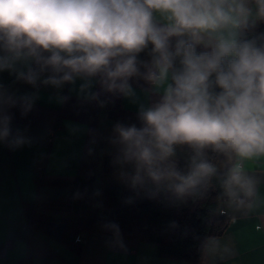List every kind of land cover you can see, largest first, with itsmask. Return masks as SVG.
I'll return each instance as SVG.
<instances>
[{
	"label": "clouds",
	"instance_id": "1",
	"mask_svg": "<svg viewBox=\"0 0 264 264\" xmlns=\"http://www.w3.org/2000/svg\"><path fill=\"white\" fill-rule=\"evenodd\" d=\"M261 25L264 0H0V73L36 89L0 84V144H31L12 109L27 115L41 86L61 102L65 85L101 106L122 96L137 122L115 124L108 142L137 196L183 199L216 176L228 208L251 211L260 181L245 162L264 159ZM200 252L224 260L234 247L206 236Z\"/></svg>",
	"mask_w": 264,
	"mask_h": 264
},
{
	"label": "crops",
	"instance_id": "2",
	"mask_svg": "<svg viewBox=\"0 0 264 264\" xmlns=\"http://www.w3.org/2000/svg\"><path fill=\"white\" fill-rule=\"evenodd\" d=\"M0 84L17 94L36 92L31 85L16 82L7 72L0 73ZM70 87L65 85L59 92V96L67 97L61 102L56 89L41 86L38 99L27 115L22 116L19 108L12 109L13 127L19 128L32 142L16 150L0 144V242L3 244L0 264H19L24 257H30L34 264H44L46 257H52L47 264H188L160 256L156 243L124 234H121L124 247L120 248L112 242L113 235L102 226L77 236L86 238L81 253L31 226L26 214V203L31 202L56 221L82 220L90 216L89 210L73 212L71 186L67 183L72 184L80 173L97 101L82 99L76 91L70 92ZM137 91L139 93L138 87ZM140 95L143 101V94ZM99 99L108 102L103 106L99 103V160L92 173L106 172V157L111 148L108 137L114 125L137 122V105L130 100L110 94L101 95ZM222 162L223 157L216 164ZM40 165L44 166L48 179L38 187L36 177ZM113 167L116 166L112 163L107 171H112ZM245 168L260 181L256 206L251 211L233 210L223 199L218 213L227 220L228 230L216 239L230 241L234 255L220 260L202 253L199 264H264V159L246 161ZM112 178L115 179L112 183L125 184L118 171Z\"/></svg>",
	"mask_w": 264,
	"mask_h": 264
},
{
	"label": "trees",
	"instance_id": "3",
	"mask_svg": "<svg viewBox=\"0 0 264 264\" xmlns=\"http://www.w3.org/2000/svg\"><path fill=\"white\" fill-rule=\"evenodd\" d=\"M264 30V25L260 26ZM145 54H141L144 58ZM99 102L94 105L93 119L90 125L86 148L80 163V173L71 186V203L74 213L81 210L93 209V183L92 171L98 164L97 134H98ZM106 157L105 168H111V159ZM111 156V155H110ZM213 163L222 157L209 152ZM36 177L37 186H42L47 181ZM220 180L213 176L197 192L183 199L166 197L157 194L140 202L127 205L137 194L126 184H105L101 190V208L111 211L105 216L95 220L89 216L82 220L66 221V228L59 235H54L49 230V225L56 221L45 212L28 209L34 203H26L27 218L31 226L45 234L54 236L62 243L81 253L83 244L77 241V236L90 233L95 226H102L108 233L113 231L106 225L115 224L120 234L139 240L150 241L158 245L160 256L181 260L188 264H199L202 253L200 243L207 236L217 238L228 230L227 220L220 218L218 213L223 200L221 196ZM124 205V206H123ZM0 242V248L2 247ZM52 257H46L44 264L49 263ZM19 264H34L30 257H24Z\"/></svg>",
	"mask_w": 264,
	"mask_h": 264
},
{
	"label": "rangeland",
	"instance_id": "4",
	"mask_svg": "<svg viewBox=\"0 0 264 264\" xmlns=\"http://www.w3.org/2000/svg\"><path fill=\"white\" fill-rule=\"evenodd\" d=\"M109 157L111 159V166H112V159L113 158L110 155H109ZM117 171H118L117 168L113 167L112 171H106L105 173L97 171V172L93 173L95 176L94 188L92 190V197H93L94 206H93V209H91L89 211V214L95 220H97L100 217L105 216L111 212L109 210H103L101 208V204H100L101 195H100V193H101V190L105 184H112L111 180H115L112 177H113V175H115L117 173ZM148 197L149 196L141 193L139 196L135 197L132 201L128 202L127 205H129L131 203H135V202H140V201H142Z\"/></svg>",
	"mask_w": 264,
	"mask_h": 264
},
{
	"label": "built area",
	"instance_id": "5",
	"mask_svg": "<svg viewBox=\"0 0 264 264\" xmlns=\"http://www.w3.org/2000/svg\"><path fill=\"white\" fill-rule=\"evenodd\" d=\"M53 134V133H52ZM46 176V172H45V168L43 165H40L37 169V178L39 179H43ZM38 206L34 203L33 205L28 206V209L30 210H35ZM38 209H40V212H45L44 210H42V208L38 207ZM71 209L74 210L73 204L71 205ZM226 213H224L225 215ZM28 221L30 222V219H28ZM77 241L81 244H84L86 242V238L84 237H77Z\"/></svg>",
	"mask_w": 264,
	"mask_h": 264
},
{
	"label": "water",
	"instance_id": "6",
	"mask_svg": "<svg viewBox=\"0 0 264 264\" xmlns=\"http://www.w3.org/2000/svg\"><path fill=\"white\" fill-rule=\"evenodd\" d=\"M66 223L63 221H54L49 225V230L54 235H59L66 228Z\"/></svg>",
	"mask_w": 264,
	"mask_h": 264
}]
</instances>
